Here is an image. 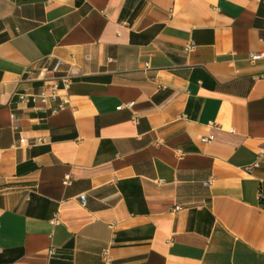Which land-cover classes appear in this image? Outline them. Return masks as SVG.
I'll return each mask as SVG.
<instances>
[{"label": "crops", "instance_id": "1", "mask_svg": "<svg viewBox=\"0 0 264 264\" xmlns=\"http://www.w3.org/2000/svg\"><path fill=\"white\" fill-rule=\"evenodd\" d=\"M0 264H264V0H0Z\"/></svg>", "mask_w": 264, "mask_h": 264}, {"label": "built area", "instance_id": "2", "mask_svg": "<svg viewBox=\"0 0 264 264\" xmlns=\"http://www.w3.org/2000/svg\"><path fill=\"white\" fill-rule=\"evenodd\" d=\"M262 56H263L262 53H254L251 55V58L257 59ZM60 66H61V61H57L52 68L43 67L37 75V77L43 80V83H44L43 89L41 93L38 95L39 100L42 103H46L47 100L50 98H56L58 96L59 90L67 89L72 82V78L70 75L57 74L59 73ZM24 98L26 99L25 95H24ZM132 105H133V102L129 103L127 106L131 107ZM121 107L123 106H120V108ZM213 138H214L213 135H210V136L204 137L202 140L207 142V141H211ZM69 179L70 177L67 176L65 179V183H68ZM79 198H80L82 205H85L86 204V194L85 193L80 194ZM179 208L180 207L178 206L176 207V209H179Z\"/></svg>", "mask_w": 264, "mask_h": 264}]
</instances>
